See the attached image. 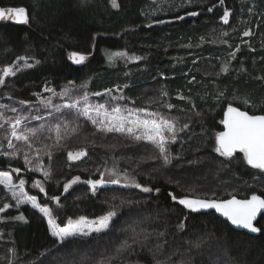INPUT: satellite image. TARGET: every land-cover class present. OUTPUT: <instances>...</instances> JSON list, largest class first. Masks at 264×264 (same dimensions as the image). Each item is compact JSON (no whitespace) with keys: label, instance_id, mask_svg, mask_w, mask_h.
<instances>
[{"label":"trees","instance_id":"1","mask_svg":"<svg viewBox=\"0 0 264 264\" xmlns=\"http://www.w3.org/2000/svg\"><path fill=\"white\" fill-rule=\"evenodd\" d=\"M223 1L117 0L114 8L111 0H0L2 6H25L30 17L25 26L0 23V68L34 65L5 78L0 113L29 116L21 130L40 129L28 141L15 140L9 153L19 155L1 151L0 170L21 169L28 193L52 209L60 226L69 218L116 212L108 229L61 242L42 213L30 203L16 207L0 185V208L10 202L0 221V264H264V214L256 224L261 231L250 234L212 211L193 212L178 201L264 197V171L249 166L241 152L226 157L215 151L229 105L264 114V0ZM223 8L232 10L227 24L220 21ZM221 29L228 32L226 43L220 41ZM106 50L139 59L108 61ZM72 51L91 57L78 66L69 59ZM65 88L69 94L58 95ZM113 89L122 99L95 95ZM46 93L51 105L66 99L80 100L83 107L81 98L92 94L91 105L175 121V142L166 144L170 163L153 144L100 131L76 109L56 112L41 105L39 96ZM0 124L4 146L11 129L4 119ZM81 150L87 155L69 159V152ZM110 169L135 184L93 193L82 183L64 191L76 175L96 179ZM35 181L43 192L33 187ZM54 196L59 204L50 199ZM20 215L26 220L15 219Z\"/></svg>","mask_w":264,"mask_h":264},{"label":"snow or ice","instance_id":"2","mask_svg":"<svg viewBox=\"0 0 264 264\" xmlns=\"http://www.w3.org/2000/svg\"><path fill=\"white\" fill-rule=\"evenodd\" d=\"M112 6L118 8L119 4L117 0H111ZM223 3V0H221ZM195 15V13L193 14ZM229 12L225 10L224 15L221 19L227 23ZM11 19L16 23L27 24L29 22L28 10L24 7H13V8H0V20ZM244 35H250L245 32ZM127 56L126 52H114L109 55V60H114L117 57ZM87 57L78 53L72 52L69 55V59L75 63H82ZM133 59H139V57H132ZM18 59H24L23 57ZM36 63H39L37 61ZM33 64H24V68H32ZM21 71V68L17 65H7L0 68V86L5 84V78L15 77L17 73ZM227 71V68H224ZM46 91H51L46 89ZM109 92L111 90H108ZM69 89L65 88L58 95L67 96ZM95 95H100L96 93ZM166 95V93H165ZM84 105L80 106V101H74L72 103L64 105H51V101H42L45 107L52 106L56 112H61L64 108L76 109L81 115L95 125L100 131L103 132H117L127 133L134 137L137 141H147L153 144L159 152L163 155L164 163H170L169 156L167 154L166 144L169 142H175L176 139V125L175 121L165 119L164 117H158L156 114L140 115L138 112L132 110L122 109L120 107H112L109 110L104 104L91 105L88 103V97L85 94L83 96ZM171 107V106H170ZM13 112L17 109L13 108ZM30 115V114H29ZM226 118L222 123L226 126V130L219 132L216 135L217 147L215 151L226 157H233L234 154L239 150L243 153L244 159L247 164L254 168L264 170V115H249L248 112L240 111L238 108H234L229 105ZM0 119H4L11 129L10 135L17 140L28 141L30 136H36L40 131L38 128H24L21 130V126L25 124V121L29 119V116L20 114L14 118H5L3 113H0ZM36 119H39L36 117ZM0 127H3L0 124ZM186 128L187 125H184ZM43 128V125H41ZM57 137H60V125L54 126ZM181 131L183 129H180ZM75 131V129H73ZM167 133V134H166ZM170 134V135H169ZM9 148H15L11 140L8 141ZM50 155V153H47ZM15 157L19 155L17 151L11 153H5ZM39 156V151L36 153ZM86 151L69 152L68 157L71 160H79L83 156H86ZM25 162L29 161L27 155L24 156ZM36 171H43L45 177H48L50 173L37 167ZM16 172H20L21 169H15ZM80 181V177H75L64 185V191L67 192L69 188ZM119 179L105 180L101 176L98 180H87L85 183L91 186V191L95 193L98 187H102L105 184H119ZM26 181L21 179L19 184L13 183V176L11 172L0 171V185H4L11 195L16 200V207L21 204L30 203L34 209H37L44 217L47 218L48 225L51 229L53 236L58 237L61 242H64L68 237H74L77 235H91L92 232H102L109 228L112 218L116 215L115 211H109L107 214L97 217L93 220H89L87 217H79L77 220L68 219L67 224L60 226L53 216L52 209L46 204L42 205L38 202L36 196L28 195L25 190ZM33 187L40 188L43 192L44 188L40 181H35ZM135 187H141L136 184ZM19 189V192L16 189ZM145 192L152 191L150 188H144ZM159 192V189H156ZM47 193H45L46 195ZM50 199L56 201L59 204V197H51ZM172 199H176L173 195ZM179 203L185 205L188 209L196 212L201 209H215L220 212L223 216L227 217L233 225L243 227L250 232L259 233L260 228L254 225V221L257 220V216L264 213V198L257 195H252L250 199L238 200L235 197L224 201L215 200H201V199H189L187 197L181 198ZM9 207V205H5ZM3 211V209H0ZM17 220H26L23 215L15 217ZM183 227V225H180Z\"/></svg>","mask_w":264,"mask_h":264},{"label":"rangeland","instance_id":"3","mask_svg":"<svg viewBox=\"0 0 264 264\" xmlns=\"http://www.w3.org/2000/svg\"><path fill=\"white\" fill-rule=\"evenodd\" d=\"M159 6H160V8H159L158 12H159L161 15H165V16H166V15L168 14L167 11H164L161 5H159ZM223 9H225V8H223ZM227 9H230V8H227ZM227 34H228V32H227L226 30H222V29H221V35L224 36V37H222V38L220 39L221 43H226V42H227ZM111 53H114V51H110V50H106V51H105V55H106V58H107L108 61H110V60H109V55H110ZM132 57H133V56L127 54V56H124V57H123V60L126 61V62H128V61H134L135 59H133ZM125 58H126V59H125ZM232 58H233V57H232ZM17 66L22 67V66H24V63L20 62ZM128 71H130V70H128ZM47 94H48V93H46L45 95H41V96H39V101H40V104H41V105H44V104L42 103V101H48V100L51 101L50 97L47 96ZM99 94H100V95L107 96V97L112 98V99H114V100H120V99H122L121 91H119V90H117V89H113V90H111L110 92H109V91L100 92ZM86 95H87V96H90V95H92V94H86ZM81 100H83V99L81 98ZM74 101H77V100L69 101V100L64 99L62 105H64V104H68V103H72V102H74ZM79 101H80V100H79ZM171 107H172V106H171ZM171 107L168 106V108H171ZM21 127H22V126H21ZM9 140H11L12 144L14 145V142H15V140H17V139H15L14 137H12V136L10 135L8 141H9ZM8 141H7V143H6L4 146H1V145H0V155L2 154L1 151H2V152H5V153H9V151H11V150L13 149V148H9V147H8ZM0 171L11 172V171H9V170H0ZM262 171H264V170H262ZM11 173H12V176H13V183H14V184L18 185V184H19V181H20L21 179H23V180L26 181V177H25V175H23L21 172H15V174H14L13 172H11ZM113 175H114L115 177H114ZM77 176L80 177V181H78L77 183L73 184V185L69 188L68 191H70V190H71L72 188H74L75 186H78V185H80V184L83 183V180H82V177H81V176L76 175V176H74L73 178H75V177H77ZM112 177H114V178H112ZM73 178H72V179H73ZM105 178H107V179H119L122 183H124V184H128V185H133V184H135V179H134V178L129 177L128 175L123 174V173L119 172V171L116 170V169H110V170H109V173H105ZM72 179H70L69 181H71ZM69 181H68V182H69ZM68 182H67V183H68ZM26 183H27V182H26ZM26 183H25V186H24V190H25V192H26L28 195H30V194L28 193L27 189H26ZM65 184H66V183H65ZM2 186L8 191V189H7L4 185H2ZM16 191L19 192V189L17 188ZM8 193H9V195L12 197L13 201H14L15 204H16V200H15V198L11 195V193H10L9 191H8ZM31 196H32V195H31ZM7 204L10 205V202H8ZM24 204H25V203H24ZM21 205H23V204H21ZM0 209H3V211H0V218H1L0 221H2V220H3L2 215L4 214V211H5L6 207L0 208ZM88 219H89V220H93V219H90V218H88ZM3 221H4V220H3ZM92 233H95V232H92ZM54 237H55V236H54ZM55 238L59 239L58 237H55Z\"/></svg>","mask_w":264,"mask_h":264},{"label":"water","instance_id":"4","mask_svg":"<svg viewBox=\"0 0 264 264\" xmlns=\"http://www.w3.org/2000/svg\"><path fill=\"white\" fill-rule=\"evenodd\" d=\"M223 3H224V1H223ZM223 3L220 2V5L223 4ZM13 7H24V8H26L25 6H2V5L0 4V8H4V9L13 8ZM26 9H27V8H26ZM225 10H227V11L229 12V17H228V22H227V23H229L230 20H231V16H232V10H231V9H225ZM225 10L223 11L222 16L224 15ZM28 14H29V13H28ZM29 20H30V17H29ZM220 21H221V23H223V24H227V23H225L221 18H220ZM0 23H3V24H6V23H15V24H20V25H24V26L29 24V22H28L27 24L16 23L15 21H13V20H11V19L0 20ZM72 52H77V51H72ZM72 52H70V54H71ZM78 53H80V52H78ZM70 54H69V55H70ZM80 54H82V55H84V56L87 57L82 63L77 64V63H75V62H74L73 60H71V59H70V61H71L72 63L78 65V66H81L82 64H84L85 62H87V61L90 59V57H91L90 54H85V53H80ZM231 106L234 107V108H238L240 111L248 112L249 115H264L263 113L253 114V113H251V112H249V111H247V110H245V109H242V108H240V107H238V106H235V105H231ZM228 107H229V106H228ZM228 107H227V108L225 109V111H224L222 121L226 118V115H225V114L227 113V109H228ZM222 127H223L222 130L219 131V132H222V131H225V130H226V126H225L223 123H222ZM219 132H218V133H219ZM237 153H239V150H237V152H236L235 154H237ZM235 154H234V155H235ZM246 163H247V161H246ZM248 165H249V164H248ZM249 166H251V165H249ZM251 167H252V166H251ZM260 170H261V169H260ZM101 176H103V178H104L105 180H112V179H107V178H105V176H104L103 173H101V175H100L98 178H96V179H88V180H98V179L101 178ZM85 181H87V180H83V183L86 184V185L90 188V191H91V186L88 185L87 183H85ZM123 185H125V184L122 183V182H120L119 184H111V183H109V184H105V185L102 186V187H98L97 190H100V189H102V188H104V187H110V186H123ZM91 192H92V191H91ZM252 195H257V196H260L261 198H264L263 196H261V195H259V194H256V193H255V194H251L249 197H246V198H242V197H238V196H231V197H228V198H225V199H215V198H213V199H208V198L193 197V196H186V197L189 198V199H201V200L224 201V200L232 199L233 197H235V198L238 199V200L250 199ZM183 198H185V197H183ZM180 199H181V198H179L178 201H179ZM181 205H182V204H181ZM182 206L186 207L185 205H182ZM186 208H187V207H186ZM187 209H188V208H187ZM188 210H190V209H188ZM190 211H192V210H190ZM211 211L214 212L218 217H220V218L224 219L225 221H227V222H228V223H229L234 229H236V230H239V231H245V232L250 233V234H258V233L250 232L249 230H247V229H245V228H243V227H240V226H237V225H233V224L231 223V221H230L227 217L223 216L220 212L216 211L215 209H201L200 211H196V212H211ZM193 212H194V211H193ZM263 214H264V213L259 214V215L257 216V220L254 221V225H255L256 227H258V226L256 225V224H257V221L259 220V218H260Z\"/></svg>","mask_w":264,"mask_h":264},{"label":"flooded vegetation","instance_id":"5","mask_svg":"<svg viewBox=\"0 0 264 264\" xmlns=\"http://www.w3.org/2000/svg\"><path fill=\"white\" fill-rule=\"evenodd\" d=\"M224 4V3H223ZM223 4H221V5H223ZM226 9V8H225ZM225 9H223V11L225 10Z\"/></svg>","mask_w":264,"mask_h":264}]
</instances>
